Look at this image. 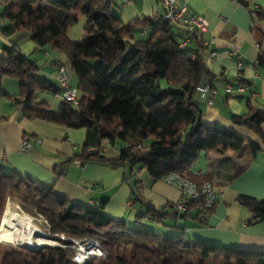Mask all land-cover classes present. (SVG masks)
Segmentation results:
<instances>
[{"label": "trees", "instance_id": "1", "mask_svg": "<svg viewBox=\"0 0 264 264\" xmlns=\"http://www.w3.org/2000/svg\"><path fill=\"white\" fill-rule=\"evenodd\" d=\"M115 6L114 0H7L1 17L28 31L39 47L65 57L68 70L77 79L78 95L77 105L61 101L60 112L50 114L48 106L37 98L46 92L57 95L58 86L41 81L37 65L15 49L5 48L0 57V96H10L1 90L2 80H16L18 92L13 104L22 116L68 127L95 126L101 139L111 145L118 139L126 144L114 158L96 149L83 150L75 160L130 170L139 165L153 180L176 173L198 188L204 183L217 187L212 174L192 173L188 165L200 152L236 149L243 139L224 127L201 122L193 95L200 83L205 81L211 87L212 81L199 53L202 47L198 44L194 52L179 48L183 30L163 15L124 25L112 13ZM79 16L86 20L83 36L80 42H72L66 32ZM259 63L264 59L259 58ZM229 117L264 143V107L251 108L242 115L230 113ZM177 157L187 161L186 167L174 170L168 166V161ZM157 162L163 164L162 169L155 168ZM7 199L17 201L24 213L43 217L49 237L64 246L68 243L60 236L95 240L106 257L82 264H246L252 258L256 264H264V252L190 241L183 235L168 238L127 227L124 221L104 215L102 205L87 208L73 204L51 188L0 168V217ZM238 201L251 213L249 223L264 221V199L240 195ZM202 202V197L188 201L183 212L174 207L170 216L146 205L135 220L147 218L172 228L179 214L198 220L200 215L208 217L215 204L205 210ZM170 217L173 222L166 223ZM25 253H5L0 264H76L67 246ZM29 254L33 256L30 261L26 260Z\"/></svg>", "mask_w": 264, "mask_h": 264}, {"label": "crops", "instance_id": "2", "mask_svg": "<svg viewBox=\"0 0 264 264\" xmlns=\"http://www.w3.org/2000/svg\"><path fill=\"white\" fill-rule=\"evenodd\" d=\"M6 2L0 0V57L5 48L15 49L37 65L38 78L53 87L58 86L56 63L64 64L70 86L76 87L77 79L68 70L63 55L39 47L30 39L28 31L1 17ZM114 2L117 6L112 13L124 25L146 17H160L165 11L162 0ZM174 5L177 9L184 7L187 13L207 22V31L201 38L185 46L190 52L196 51L198 44L202 47L199 53L212 75V103L207 102L208 93L193 95L202 124L224 127L243 139V144L236 149L200 152L188 165L192 173L212 174L217 184V201L206 223L193 217H179L180 214L174 222L171 217L165 221L173 222L172 228L147 218L136 221V214L144 212L146 205L170 216L180 200L179 190L161 179H151L139 165L130 170L90 161L78 167L74 157L83 150L99 149L105 157L114 158L121 148L101 139L95 126L68 127L22 116L13 104L18 83L7 78L1 82V90L11 96H6L8 106L0 103V168L5 173H16L51 188L73 204L87 208L102 205L104 215L122 220L133 229L168 238L183 235L190 241L236 250L264 252V221L249 223L251 213L238 201L240 195L264 199V143L246 127L231 122L229 117L230 113L242 115L251 108L264 107V63H259V58L264 59V0H175ZM85 23V18L79 16L67 30V38L80 42ZM238 59L244 64L241 69L236 67ZM38 99L48 106L50 114L60 112L61 101L57 95L46 92ZM23 138L30 141L26 152L20 151ZM168 164L179 170L186 167L187 161L177 157ZM154 166L160 170L163 164L157 162Z\"/></svg>", "mask_w": 264, "mask_h": 264}, {"label": "built area", "instance_id": "3", "mask_svg": "<svg viewBox=\"0 0 264 264\" xmlns=\"http://www.w3.org/2000/svg\"><path fill=\"white\" fill-rule=\"evenodd\" d=\"M162 2L165 5L163 18L178 23L180 28L183 30V36L179 41V48H184L187 43L193 40L194 37L200 38L202 34L207 31V22L202 17L187 13L184 7L177 9L174 5L175 0H162ZM232 52L234 53L236 50L234 49ZM211 55L214 56V53H211ZM236 67L238 69L244 67L243 62L240 59L236 61ZM56 80L58 82L59 89L57 96L59 97L60 101L70 103L73 106L77 105V89L76 87L70 86V78L67 69L60 63L57 67ZM194 93L201 96L208 93L207 102L211 104L213 101V92L211 91L210 85L205 81L196 87ZM29 148L30 141L28 138H23L20 143V151L26 152L29 150ZM74 163L78 167L85 166V162L79 160H75ZM161 180L173 185L179 190L180 200L175 203L174 207L180 212L185 210V204L188 201L198 200L201 197L203 198L201 207L205 210L210 209L217 201L218 191L215 185L204 183L198 188L196 184L176 173L166 175L162 177ZM20 212L23 215L26 214L25 216L29 217L31 222L33 221L34 224L37 223V225H39V220L35 216L24 213L22 210H20ZM199 221L201 223H206L207 217L205 215H200ZM43 222H45L47 225L45 220ZM44 236H46V234ZM63 240L67 241L68 245L66 246L72 250L73 254L71 261L76 264H82L92 258L106 257L105 252L102 251L99 244L93 239L66 238Z\"/></svg>", "mask_w": 264, "mask_h": 264}, {"label": "bare ground", "instance_id": "4", "mask_svg": "<svg viewBox=\"0 0 264 264\" xmlns=\"http://www.w3.org/2000/svg\"><path fill=\"white\" fill-rule=\"evenodd\" d=\"M44 235L29 217L16 213L8 206L4 209L0 221V242L29 250L44 245H60L58 241L48 239Z\"/></svg>", "mask_w": 264, "mask_h": 264}, {"label": "rangeland", "instance_id": "5", "mask_svg": "<svg viewBox=\"0 0 264 264\" xmlns=\"http://www.w3.org/2000/svg\"><path fill=\"white\" fill-rule=\"evenodd\" d=\"M93 65H95V63H96V61H92L91 62ZM11 96V95H10ZM39 100V99H38ZM40 101V100H39ZM0 103H1V105L3 104V105H5V106H8L10 103H9V100H8V98L6 97V96H0ZM125 142L123 141V140H120V139H118L117 141H116V143H115V146L117 147V148H123V147H125ZM140 150V149H139ZM9 207L11 210H13V211H15L16 213H18V214H21V215H23L21 212H20V210H22L21 209V205L17 202V201H14V200H10V199H7L6 200V202H5V206H4V209L6 208V207ZM19 207V208H18ZM4 209H3V211H4ZM2 214H3V212H2ZM26 215V214H25ZM24 215V216H25ZM2 216V215H1ZM38 220H39V225H37V223H35V225H37L38 226V228L43 232V233H45L46 234V238H48V239H51V240H54V239H52L51 237H49V234H47V227H46V224H45V222H43L45 219L43 218V217H40V216H35ZM0 221H1V218H0ZM33 222V221H32ZM34 223V222H33ZM60 238H63V239H66V237L65 236H60ZM56 241V240H55ZM4 242H2V243H0V262H1V259H2V257H3V254H5V253H10V252H12L13 250H16V251H18V252H24L25 253V251H28L29 249H26V248H21V247H15V246H12V245H8V244H6V243H4ZM60 245H62L61 243H59ZM59 245V246H60ZM45 247H57V246H48V245H44V246H39L38 248H36L34 251H39V250H42L43 248H45ZM62 247H66V246H64V245H62ZM31 249V248H30ZM26 254V253H25ZM33 258V256L32 255H28V257L26 258V260H28V261H30L31 259ZM246 264H256V260L254 259L253 260V258L252 259H247L246 260Z\"/></svg>", "mask_w": 264, "mask_h": 264}, {"label": "water", "instance_id": "6", "mask_svg": "<svg viewBox=\"0 0 264 264\" xmlns=\"http://www.w3.org/2000/svg\"><path fill=\"white\" fill-rule=\"evenodd\" d=\"M179 217H182V215L180 214ZM1 218V217H0Z\"/></svg>", "mask_w": 264, "mask_h": 264}, {"label": "clouds", "instance_id": "7", "mask_svg": "<svg viewBox=\"0 0 264 264\" xmlns=\"http://www.w3.org/2000/svg\"><path fill=\"white\" fill-rule=\"evenodd\" d=\"M57 247H62V246H57Z\"/></svg>", "mask_w": 264, "mask_h": 264}]
</instances>
